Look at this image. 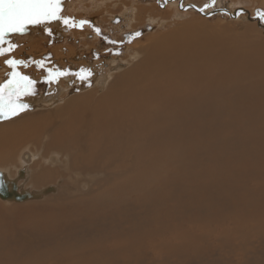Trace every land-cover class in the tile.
Segmentation results:
<instances>
[{
    "label": "bare ground",
    "instance_id": "obj_1",
    "mask_svg": "<svg viewBox=\"0 0 264 264\" xmlns=\"http://www.w3.org/2000/svg\"><path fill=\"white\" fill-rule=\"evenodd\" d=\"M76 2L87 6H62ZM129 2L88 0L92 20L102 3L124 6L119 16L130 19ZM244 30L187 23L123 64L53 48L57 71L91 72L63 80L95 84L73 92L57 79L46 97L21 100L46 108L0 121V198L24 202L14 181L22 177L35 197L59 189L50 204L0 205V264H264V37ZM64 31L61 21L29 25L0 48L28 49ZM30 143L39 159L28 150L16 170L6 164ZM53 151L63 160L46 159ZM87 172L101 177L98 190L78 195L76 178Z\"/></svg>",
    "mask_w": 264,
    "mask_h": 264
},
{
    "label": "rangeland",
    "instance_id": "obj_2",
    "mask_svg": "<svg viewBox=\"0 0 264 264\" xmlns=\"http://www.w3.org/2000/svg\"><path fill=\"white\" fill-rule=\"evenodd\" d=\"M127 1H131L129 2L131 7L130 9H128L130 10L129 15L132 17L130 19H127V17H125L124 19L123 17L119 16V14L125 9L124 6L121 5L106 6L105 5L106 3H102L103 5L100 6L102 9H104L103 13L102 15L99 14L98 16H96V18L94 17L95 18L94 20H92L93 19L92 17L96 12L93 13L92 10L95 8L94 5L88 4V0L87 2L83 3V5H87L85 7L78 6V2H76L75 8L70 7L69 10H66V8L62 6L60 15L62 17L68 18L70 22L78 26L72 27L65 25V27L67 28V32L64 31L65 36L61 37V39L52 40L51 36L47 38H43L40 40V42L35 44H30L29 46H27L28 49L22 50L24 46L23 41H19V44H14L16 45V47L13 50L5 53V56H0V84H4L9 79L12 78L11 73L13 69L10 68L5 63V61L8 59H13L16 61L23 62L22 64H18L16 66L15 68L16 72L20 73L21 76H27V77L31 76L30 79L33 78L32 79L33 81L36 80V82L33 85L34 93L31 95L22 96L21 100L26 99L28 97H33V98L46 97L47 96L46 94L49 92V90L56 87L57 83L60 80L63 82H67L68 87L73 86V88H75L73 92H78L80 90H87L88 88H93L95 83L89 82L90 84L87 83V85L82 83L80 84L81 86H78L73 82L71 83L70 80L69 81L63 80L62 78L64 77V75L56 76V73L60 72L63 69L62 68L63 66L62 67L60 66V70L58 71L57 68L53 67L56 61H58L56 58L55 59L53 58V53H52L54 52L52 51L53 48L55 47H59V49L66 48L67 50L68 48L69 49L74 48V50L76 49V51L79 52L80 55L84 53L85 56H87V58L92 63L95 62V60L97 61L99 59H102L105 60L108 65H110L112 62L114 64L115 63L123 64L125 63L124 59L126 60L130 59L129 57L130 54L135 55V52L136 54H140L138 50L140 51L142 47H145L151 41H155V40L157 41L158 39H162L168 35L174 34L178 32L179 28L182 29V27H184L187 23H195V24L201 23V25H206V27L213 29L215 32H219L216 31L217 28L218 30H226V31L230 29L231 32L239 31L238 32L239 34L240 33L242 34L244 32V34L247 36L248 34L245 32L244 29H247L248 31V27H249V29L254 28L256 32H259V34H261L259 36L264 37V0H225L226 2H222V3L217 2V0H215V3H213L212 0H183V2L180 4V6L182 7L184 3L192 4V7L194 9L193 8L190 9L187 7L180 9V7L176 6L177 0H174L175 2L174 1L167 2L166 0L165 1L164 0H127ZM172 3H175V6L173 5V7H170ZM224 3L226 5H224ZM205 5H207V7H205ZM105 7L109 9L107 10L105 9ZM137 7H139V10L137 9ZM217 9H219V11H217ZM211 10L212 11L215 10L214 13L212 12L209 13L208 15H205L208 11ZM245 16L247 17L246 19ZM116 17H119L121 19L120 22L117 21L116 23L117 25H115L112 22L106 21V19L114 20L116 19ZM80 21H86V23H84L82 26H79ZM257 21L260 22V24L262 25L261 27L258 26ZM97 29L99 30V33L96 31ZM82 33L84 34L82 35ZM137 33H139V35H137ZM78 34L82 35V37ZM221 34L223 37H230L233 33L228 34L222 32ZM34 37H32V39L30 40L31 41L35 39L39 40V37H35V38ZM82 43L86 45H82ZM6 48H8V46ZM80 48L84 51H81ZM89 48H91V51H89L90 50ZM131 51L133 52L131 53ZM126 64H127L126 67L130 66V64L128 63ZM83 67L85 66H82V69H84ZM105 68L106 67H104V70ZM63 71L67 72V70H63ZM50 72L53 74L54 77H56L55 79H49ZM75 72L79 73L80 69ZM75 72H71L70 74L68 73L69 75L67 74V77H75V79L78 78V75H74ZM101 74H99L98 76H101ZM57 79H59L58 82L56 81ZM45 104L46 103H42V107L34 106V108L29 107L26 108L25 110H38V109L46 108L47 104L46 105ZM1 120L4 119H0V121ZM33 146L35 145L31 144V146H29L26 144L24 146L16 148L15 152L12 153L7 159L9 162H6V164L7 163L8 164L11 163V165L13 164L12 166L16 170L19 164H23L22 161L20 160L19 155L28 150L31 153L35 154V156L33 157L34 159H39L41 155L38 152L37 153L33 152L35 151L34 148H36ZM53 152L46 153L47 154L46 159L50 158V156L52 155L55 156V159L58 158L59 161L60 159L63 160V157H61V155L58 152L56 151ZM1 164H3L2 162H0V166H3ZM10 175H11L10 178H20V175L14 176L12 172L10 173ZM92 175L94 176V173L91 174L87 172L85 174H82V176L79 175L76 178V180L78 179V183H76L77 185L76 194L86 195L87 193L98 190V185L96 184H98L97 180L100 179L101 177L98 176L97 179L95 180L91 177ZM83 178L85 179L83 180ZM26 179L22 177L18 179V181L14 180L16 182L14 183L15 185H17V188L23 189V191L26 192L25 194L27 198L25 199V201L18 202L13 199L12 200L9 199V201H6V199L4 200L0 198V205H4V207H10L12 204L22 205L26 203H35V202H36L35 204H50L53 203L58 197V192H57L59 190L58 187H55V190L51 195L49 194L48 196L45 197L33 196L32 195L34 193L33 191H36L37 189H33L32 186L29 187L27 185ZM19 183H20V187H19ZM57 186H60V184ZM39 188H42V186H40ZM1 208L4 209L3 207ZM36 214H39V212H37Z\"/></svg>",
    "mask_w": 264,
    "mask_h": 264
},
{
    "label": "snow or ice",
    "instance_id": "obj_3",
    "mask_svg": "<svg viewBox=\"0 0 264 264\" xmlns=\"http://www.w3.org/2000/svg\"><path fill=\"white\" fill-rule=\"evenodd\" d=\"M215 3V0H212ZM207 7V5H205ZM62 10V0H0V43L6 42L5 38L9 34H23L29 25H43L53 21H61L67 26H78L70 22L68 18L60 15ZM203 10V9H201ZM86 21H80L82 26ZM99 32V30H96ZM49 31V35H51ZM139 35V33H137ZM8 48H0V56L13 50L16 45L8 41ZM5 63L13 69L11 79L0 84V119H9L18 115L28 106L21 101L22 96L34 93L33 85L35 81L27 76H21L15 71L22 61L8 59ZM66 72H57L56 76L66 75ZM78 75L82 80L87 79L91 72L81 69ZM49 73V79H55Z\"/></svg>",
    "mask_w": 264,
    "mask_h": 264
},
{
    "label": "water",
    "instance_id": "obj_4",
    "mask_svg": "<svg viewBox=\"0 0 264 264\" xmlns=\"http://www.w3.org/2000/svg\"><path fill=\"white\" fill-rule=\"evenodd\" d=\"M191 8H193V7H191ZM194 9V8H193ZM198 11V10H197ZM211 13L213 12L214 13V11H210ZM209 14V13H208ZM208 14H206V15H208ZM5 190V186H4V183H3V181H2V179H1V177H0V196H3V198H5V196H6V192L4 191ZM8 199V198H7Z\"/></svg>",
    "mask_w": 264,
    "mask_h": 264
}]
</instances>
